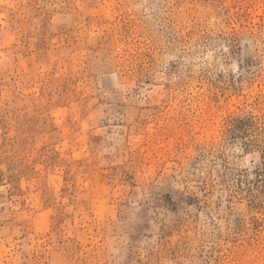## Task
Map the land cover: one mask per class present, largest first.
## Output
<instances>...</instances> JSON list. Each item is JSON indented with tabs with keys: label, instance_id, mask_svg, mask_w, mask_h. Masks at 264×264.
Returning a JSON list of instances; mask_svg holds the SVG:
<instances>
[{
	"label": "rangeland",
	"instance_id": "rangeland-1",
	"mask_svg": "<svg viewBox=\"0 0 264 264\" xmlns=\"http://www.w3.org/2000/svg\"><path fill=\"white\" fill-rule=\"evenodd\" d=\"M0 264H264V0H0Z\"/></svg>",
	"mask_w": 264,
	"mask_h": 264
}]
</instances>
